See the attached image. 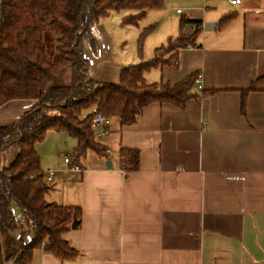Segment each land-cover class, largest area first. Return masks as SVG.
I'll return each mask as SVG.
<instances>
[{"label":"crops","instance_id":"crops-1","mask_svg":"<svg viewBox=\"0 0 264 264\" xmlns=\"http://www.w3.org/2000/svg\"><path fill=\"white\" fill-rule=\"evenodd\" d=\"M172 2L185 3V14L177 13L201 21V32L177 66L154 68L145 80L174 87L199 73L195 91L211 93L184 108L152 103L134 125L112 118L108 134L96 130L107 157L89 151L78 161L81 171L66 166L47 195L81 207L79 227L63 236L80 256L60 262L39 249L33 264H264V0ZM111 16L94 27L95 46L85 43L84 55L94 80L118 84L125 67L152 59L163 40L146 42L141 56L138 40L126 51L129 41L117 35L122 17L107 21ZM32 107L30 100L5 104L0 126ZM124 148L140 153L139 169L129 174L119 164ZM13 153L3 154L4 164ZM14 214L24 221L17 207Z\"/></svg>","mask_w":264,"mask_h":264},{"label":"trees","instance_id":"trees-1","mask_svg":"<svg viewBox=\"0 0 264 264\" xmlns=\"http://www.w3.org/2000/svg\"><path fill=\"white\" fill-rule=\"evenodd\" d=\"M166 1L0 0V108L14 100L33 102L19 120L0 126V264H33L39 249L60 262L80 256L63 236L75 220L81 222V207L47 200L53 185L46 181L37 146L49 132H65L76 140L72 162L79 165L89 151L107 157L92 127L95 114L131 126L152 103L184 108L188 100L211 93L195 91L199 73L174 87L145 80L154 68L177 66L179 53L196 45L202 22L185 16L180 19L179 36L156 48L152 59L125 67L118 84L98 82L90 75L84 46L87 42L95 46L94 27L122 14L121 26L139 28L147 13L163 9ZM186 25L195 27L191 35L184 33ZM155 30L156 25L141 29L140 56ZM253 90L254 86L243 94ZM245 107L243 101V112ZM14 148L18 149L15 160L3 164V154ZM119 164L125 174L137 171L139 151L121 149ZM15 207L23 222L16 219Z\"/></svg>","mask_w":264,"mask_h":264},{"label":"rangeland","instance_id":"rangeland-1","mask_svg":"<svg viewBox=\"0 0 264 264\" xmlns=\"http://www.w3.org/2000/svg\"><path fill=\"white\" fill-rule=\"evenodd\" d=\"M187 1L193 2L196 0H187ZM168 2L169 4L171 3L175 4L174 10H170V8L168 7L170 6ZM178 10L180 12H178ZM163 11H168V12H163ZM181 11L185 14V3L172 2V0H167L166 5L163 9L150 11V13L145 17V19H143L140 22L141 29L148 28L152 25H156V31H154L153 34H151L152 37L148 38L146 42L151 41L152 39H156L159 41L163 40L162 42L166 44L168 41L167 39L169 37H172V38L178 37L181 32L179 29V20L184 16V15L178 14V13H181ZM163 14H167V16ZM161 15H163L164 17H161ZM120 16L122 17L123 15L113 14L111 18L107 21H112L115 19V21L118 22L120 19ZM177 21H178V25H177ZM113 22H110V23H113ZM118 29H120V31H117L118 37L124 36L129 41V45L126 48V51L130 49V47L132 46L134 48L135 44L137 47V40H138L137 38L139 35L138 28L132 27V26H126L122 28L121 26H118ZM163 43L162 45H165ZM130 44H132V46ZM75 144H76V140L74 138H71L65 132H60V133L53 132V131L49 132L46 139L42 143L38 144L37 146V149L41 157L42 169L45 171L47 170L57 171L60 173L61 176L65 177L66 164L64 163L63 159L66 154L72 157L73 147L76 146ZM13 150L15 153L12 154L8 165L11 162H13L17 156L18 149L14 148ZM92 152L93 151L89 152V156L93 155L94 157V154ZM63 183H66V178ZM60 187H62V184L60 185Z\"/></svg>","mask_w":264,"mask_h":264},{"label":"built area","instance_id":"built-area-1","mask_svg":"<svg viewBox=\"0 0 264 264\" xmlns=\"http://www.w3.org/2000/svg\"><path fill=\"white\" fill-rule=\"evenodd\" d=\"M229 2L231 4H234L235 5V4H239L240 3V0H229ZM178 12H180V11H178ZM200 82H201V78L199 77L196 80V83L199 86V89H201ZM111 119L112 118L105 117L104 115H102L100 113H97L93 117L92 127H93V129L95 131L98 130V129H101L102 130V134L106 135L109 132V127H110ZM63 161L66 164L68 170L73 171V172H80L81 171L80 166L77 165V164H74L72 162V160L69 158V156H66L65 155ZM60 176L61 175H60L59 172L54 171V170H49V171L46 172V181L48 183L52 184ZM43 246H44V244H43Z\"/></svg>","mask_w":264,"mask_h":264},{"label":"water","instance_id":"water-1","mask_svg":"<svg viewBox=\"0 0 264 264\" xmlns=\"http://www.w3.org/2000/svg\"><path fill=\"white\" fill-rule=\"evenodd\" d=\"M215 26H216V24H208V25H207V28H208V29H212V28H214ZM107 165H108L110 168L112 167L110 161L107 163ZM79 224H80V223H79L78 221L75 220V221L73 222L72 226H71V229H72V230H76V229L79 227Z\"/></svg>","mask_w":264,"mask_h":264}]
</instances>
